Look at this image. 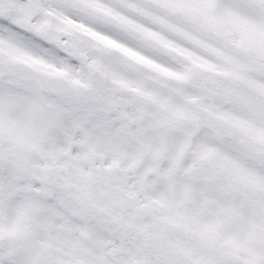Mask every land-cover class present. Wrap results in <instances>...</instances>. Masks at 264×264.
<instances>
[{
	"label": "snow or ice",
	"instance_id": "obj_1",
	"mask_svg": "<svg viewBox=\"0 0 264 264\" xmlns=\"http://www.w3.org/2000/svg\"><path fill=\"white\" fill-rule=\"evenodd\" d=\"M0 264H264V0H0Z\"/></svg>",
	"mask_w": 264,
	"mask_h": 264
}]
</instances>
